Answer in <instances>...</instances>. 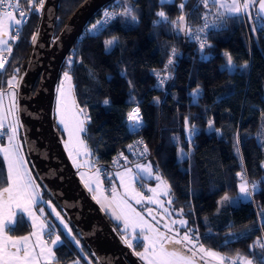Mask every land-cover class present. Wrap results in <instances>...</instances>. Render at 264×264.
Returning <instances> with one entry per match:
<instances>
[{"label":"trees","instance_id":"trees-1","mask_svg":"<svg viewBox=\"0 0 264 264\" xmlns=\"http://www.w3.org/2000/svg\"><path fill=\"white\" fill-rule=\"evenodd\" d=\"M87 1L60 0L55 38ZM20 2L27 4L29 0ZM127 7L133 9L137 23L120 15ZM37 8L38 1L0 73L3 88L8 87L16 69L28 68L34 51L32 37L37 36L43 14V9L37 12ZM106 9L117 13L116 20L98 33L82 31L68 55L73 64L68 67L65 60L60 71L71 75L76 101L90 117L83 138L95 165L106 178L115 171L117 157L134 160L133 144L142 140L147 153L140 160H150L164 178L174 208L188 220L193 238L198 235L196 242L219 253L225 264L233 260L264 264V148L258 143L264 132V79L254 75L256 53L260 51L264 56V25L258 23L261 19L254 23L252 47L243 21L237 16L228 18L221 29L206 34L207 42L201 50L200 40L191 35L204 21L203 0L164 4L161 0H114L97 12L89 24ZM161 11L166 19L157 15ZM113 38L116 43L106 50L105 42ZM172 49L176 50L174 57ZM227 56L237 66L233 72L222 71ZM169 59L173 60L171 65L167 63ZM37 87L38 84L34 92ZM196 92L199 96L194 103L190 94ZM106 99L108 105L104 104ZM136 107L144 124L132 131L128 114ZM209 121L217 131L209 130ZM193 126L198 134L189 141L186 127L190 130ZM180 150L192 151L189 158L181 161ZM240 172L245 174L250 190L253 182H260V190L251 202L241 199L236 206L218 203L224 195H239ZM6 177L0 156V191L8 185ZM38 182L44 192L43 200H52L93 257L82 234L39 179ZM105 183L110 184V180L106 178ZM49 224V232L61 237L62 246L54 248L57 262L86 264L62 226L56 221ZM111 225L119 234L118 227ZM27 232L29 225L21 221L12 233ZM141 247L137 245L136 249Z\"/></svg>","mask_w":264,"mask_h":264},{"label":"snow or ice","instance_id":"snow-or-ice-1","mask_svg":"<svg viewBox=\"0 0 264 264\" xmlns=\"http://www.w3.org/2000/svg\"><path fill=\"white\" fill-rule=\"evenodd\" d=\"M204 6L207 8L209 2L216 6L218 11L216 13V20L219 23H226L225 20L221 18L225 15L228 16L229 19L236 18L235 14L241 13L242 11L247 14V9L249 8V3L245 2L241 4L239 0H231V3L222 2V0H203ZM39 8L37 12H39L44 7V0H38ZM161 3H173V0H161ZM7 4L9 9L12 8V3L10 0H0V7ZM254 6V4H253ZM184 5L181 4L180 8L183 9ZM219 9H223V11H219ZM259 11L261 13V20L258 23L264 25V0H259ZM104 19L97 20L95 23L91 24L89 32L99 31L100 28L108 25L111 21L115 20L116 13L111 11L103 12ZM120 15L128 17L132 23H137L136 17L133 15V9L131 7L125 8V11ZM157 15L161 18L166 19V15L163 11L158 12ZM20 18H16L13 15L11 10L3 11L0 13V53L7 50L8 53H11L12 49L9 46V39H14V37L10 36V29L13 31H17L18 26L22 23H26L25 13L23 10L19 12ZM207 20V15L203 17ZM180 20L183 21V15L180 17ZM218 25L214 23L212 27H217ZM209 28V24L205 23L203 28L198 29L197 31L200 33L206 32ZM194 39H199L200 44L199 48L202 50L205 47L207 42V36L205 35L203 39L200 37H195ZM36 36L32 37V42L35 44ZM116 43L115 38L107 40L105 42L106 50L109 49ZM210 46V45H209ZM74 54V50H73ZM202 58H203V53ZM176 55V50L172 49V56ZM7 60L4 59L2 55H0V70L4 69ZM168 65L173 63L172 59L168 60ZM73 64V60L71 57L66 58V65L71 67ZM167 67V65H166ZM237 68L236 65L232 63L231 56H227V64L225 68L222 69L228 71H234ZM19 75V69L16 70L15 75L11 80H9L8 88H9V100L10 106L8 108V113L13 116V123L9 125L11 130V135L8 137V146L4 148H0V151L4 154V160L7 161V177L6 182L9 186L3 187L2 191H0V232H4L5 228L8 227L9 230L14 231L15 220L10 211L13 205L17 207H21L23 212L27 213L29 217H31L33 224L39 229V232L34 233L38 237V243L40 245V252H36V248L29 244L30 237L24 236L20 238L13 239L11 236L5 237V243L0 244V264H39V256H44V259L51 264L50 257L54 255L53 248L48 245L51 244L53 246H62L61 237L59 235H55L54 238H50V240L40 239V233H42L45 229V223L40 221L37 223L40 217L45 215V207H48L50 213H54L55 218L58 220L59 224L62 226V230H67L65 235L67 236L71 232V228H69V223H65L63 217L59 211L56 210L55 206L51 205L50 201H44L41 197V193L39 191V185L36 184L34 178L32 177L30 171L26 167V162L24 157L21 155L20 143H13L17 134V124L15 113L17 109V88L19 87L20 80L16 79V76ZM22 79V77L20 78ZM167 79V77L165 78ZM63 80L71 81L72 77L68 71L63 72ZM161 84L164 81H160ZM57 93H59V123L63 125L64 129L68 130L69 138L71 139L75 136L76 143L80 146V148H84V140L81 139L80 134L85 133L87 131L85 127V122H90V117H87L84 114L83 119H78L77 114H83V109L77 108V112L73 113L71 116L69 115L68 110V102L69 97L72 93V86L69 84L67 89L64 88L63 84H61L56 89ZM193 96V102L196 103V98L199 96V92L191 93ZM2 99V96H0ZM159 101L157 100V103ZM105 105L109 104V101L106 99L104 101ZM72 105L75 106V100H72ZM128 121H134L136 130L138 131L140 127H142V118L140 117V109L136 107L132 113L128 114ZM70 123L72 127H70ZM188 124V118H185V125ZM209 130L217 131L212 127V122L209 121ZM4 127L3 123L0 122V129ZM198 134V129L194 126L189 130L186 127V135L189 141L191 138ZM176 141V138H173ZM258 143L262 148H264V132H262L261 136L258 137ZM67 146V145H66ZM77 155L80 154V149H77ZM147 153V146L145 145L143 151H141L140 155H145ZM87 155V152H84ZM189 158V153L180 152L179 159L181 161ZM126 159V158H125ZM75 163V160H74ZM137 168L140 172L146 173L149 177L152 176V167L151 165H137ZM132 170L127 169L126 174H131ZM239 178V183L237 185L239 195L236 198H230L228 195H224L222 197V201L218 203L227 202L230 206H235L240 202L241 197L244 200L249 202L252 201V198L256 192L260 190L259 184L260 182H253L251 184V190L249 187V182L243 172L237 173ZM81 178H84V174L81 173ZM155 180L163 183L161 176L156 175ZM135 177L130 176L129 181L127 183L124 182V177L121 176V184L124 188L123 194H120L116 191L115 188L111 191V198L107 195L102 196V200L104 203L101 204L102 207H105L108 210H111V214L116 221H120L123 224V230L125 233H130V238L128 235L123 237L124 242L127 244L129 248H133V241H136L138 245L143 246V242L147 241V247H144V251L142 253H137L142 259L147 261V264H192L190 258L182 254L180 249L175 247L168 248L166 245L175 244L182 245L184 248H187L189 252H192L196 247L195 241L199 240L198 235L193 238L188 232H185L182 237H180L179 232H177L174 236L168 237L160 233L159 229L154 225L149 224L144 220L143 216L140 212H137L135 208L129 203V200H135L137 204H140L142 201L147 199V202L159 203L158 200L153 197H145L142 192L136 191L132 181ZM96 187H92L90 184L86 183L85 186L88 188L90 192L99 191V180L95 181ZM149 191L156 193L155 188L149 189ZM167 195L168 192L165 191L163 193ZM94 199H97L95 196ZM97 203H101V199H97ZM171 204V200L168 201ZM42 205L38 208L39 216L34 213L33 208L37 205ZM63 210V209H62ZM149 215L152 213V209H148ZM153 220L156 219L155 216L152 217ZM180 225L182 227H187L186 220H180ZM139 229V233L142 235V239H138L137 230ZM75 244H79L78 240H74ZM9 245L12 251H9ZM191 246V247H189ZM200 253H205L208 257H211L218 261V264H225V258L221 257L219 253L215 251H206L204 247L201 245L199 247ZM203 259V257H201ZM229 264H236V262L230 261ZM245 264H252L251 261H246Z\"/></svg>","mask_w":264,"mask_h":264},{"label":"water","instance_id":"water-1","mask_svg":"<svg viewBox=\"0 0 264 264\" xmlns=\"http://www.w3.org/2000/svg\"><path fill=\"white\" fill-rule=\"evenodd\" d=\"M113 1L88 0L55 40L60 0H46L33 55L18 90V116L27 154L38 179L82 234L91 253L102 264H141L75 178L51 127L62 65L89 20ZM256 12L261 19L259 1Z\"/></svg>","mask_w":264,"mask_h":264},{"label":"rangeland","instance_id":"rangeland-1","mask_svg":"<svg viewBox=\"0 0 264 264\" xmlns=\"http://www.w3.org/2000/svg\"><path fill=\"white\" fill-rule=\"evenodd\" d=\"M174 1L175 0H173V2ZM183 1L185 2L186 0H183ZM253 1L257 2L258 0H253ZM222 2L231 3V0H222ZM45 3H46V0H44V7H45ZM44 7H43V9H44ZM220 11H223V9H220ZM239 14L240 13H237V14H235V16L237 17V16H239ZM57 31H59V30H57ZM57 31H56V33H58ZM57 38H58V36L55 38V40ZM254 64H255L254 65V68H255L254 69V75L257 76L258 78L264 79V56L262 55V53L260 51L258 53H256V56L254 59ZM18 69H19V75L16 76V79L20 80V83H21L27 74L28 68L23 66L22 68H18ZM16 70H15V72H16ZM231 72H233V71H231ZM14 75H15V73H14ZM13 76H12V78H13ZM21 77H22V79H20ZM61 84H63L65 89H67L69 87V84H71V86H72V93L69 97V102H68L69 115L71 116L73 113L77 112V108H80V109H82V108L78 105L76 98L74 96V86H73L72 80L70 82L64 81L63 80V72L59 75V78L57 81V87H59ZM18 90H20V84H19ZM73 99L75 100V106L72 105ZM58 101H59V93H57V91H56L54 109H53V121L51 123V127H52V133L55 136L57 144L59 145L61 152H62L70 170L72 171L75 178L77 179V181L81 184V186L83 187V189L85 190V192L87 193L89 198L95 203L97 209L100 211V213L103 215V217L107 221H109L111 224H113L115 227H118L119 236L122 238V240L124 241L123 237L125 235H128L130 238V233L124 232L122 222L116 221L114 219V217L111 214V210H108L105 207L101 206V204L104 203V201L103 202L101 201V203H97V199H100L104 195H107L110 199L111 198V191L113 188H115L118 193L123 194L124 188L121 184V180H120L121 176L124 177L125 183H127L129 181L130 176L135 177V179L132 181V183H133L136 191L142 192L145 197H153L154 199L159 201V203L150 204L147 202V199H145L140 204H137L135 202V200H129V203L132 205V207L135 208V210L137 212L141 213V215L143 216L145 221H147L149 224L154 225L156 228L159 229L160 233H162L163 235L168 236V237L174 236L177 232H179L180 237H182L185 232H188L190 235L193 236V234H192L193 229L188 227V220L182 216L181 211H178L174 208V205L172 203V198L170 196V190H169L168 184L166 183L164 178L161 176V174L154 168V166L150 160H147V159H143V160L134 159V160H132L131 158H128V157H126V159L120 158L115 171L106 177L107 179L110 180V184H106L105 183L106 178H104L102 176L100 169L95 165L93 157H92V153L89 150L86 142L84 141L85 147L81 149L80 146L76 143L75 136H73L70 139L69 135H68V130L64 129L63 125H60ZM84 114H86V116L89 117L87 110L83 109V114H77V118L83 119ZM87 123H88V121L85 122V127H86ZM132 123L134 124V122H132ZM70 127H72L71 123H70ZM187 129H189V128H187ZM83 135H84V133L80 134V137L82 140H84ZM18 139H19V137L17 138V140ZM24 141H25V139H24ZM77 149H80L79 155H77V151H76ZM85 151L87 152V155L84 154ZM191 151L192 150H190L187 153L190 154ZM180 152H181V150L179 151V155H180ZM27 157H28V160H30L28 155H27ZM74 160H75V163H74ZM29 163H31V160L29 161ZM139 164H143L146 166L150 164L152 167V176L149 177L146 173L140 172L137 168V165H139ZM127 169L132 170L130 176H129V174H126ZM81 173L84 174L83 179L81 178ZM156 175L161 176V179L163 181L162 184L160 181L155 180L154 177ZM97 178L99 180V191L90 192L88 190V188L85 186V184L88 183L92 187L95 188L96 187L95 181L97 180ZM151 188L156 189L155 194L153 192L149 191V189H151ZM41 189H42V187H41ZM165 191L168 192L167 195L163 194ZM94 196L97 199H94L93 198ZM236 197H230V198L234 199ZM241 199H243V197H241ZM262 199H264V196H262ZM169 200H171V204L168 203ZM44 201H46V202L50 201L51 205L54 206V204L50 198H45ZM221 201H222V199H221ZM236 205H238V203ZM148 209H152L151 215H149ZM56 210L59 211L57 208H56ZM261 214H262L263 219H264V209L262 210ZM153 216L156 217L155 220L152 219ZM45 217H47L49 223H52L53 221L58 222V220L55 218L54 213H50V210L48 207H45ZM61 217H63L65 223H69V221L64 216L61 215ZM180 220H186L187 221V227H182L179 223ZM69 228H71V232L67 235V237L74 244V246L77 248L78 253L81 254L87 260L86 264H102V262L97 258V256H93V257L89 256L86 249L83 247V242L78 237H76V235L74 234L70 223H69ZM63 231L65 233L67 230H63ZM137 235H138V239H142V235L139 233V229L137 230ZM74 240H78L79 244L78 245L75 244ZM84 241L86 242L85 239H84ZM86 244H87V242H86ZM137 245H138L137 242L133 241V248H129L128 246H127V248L135 254L136 258L141 262V264H147L146 260L142 259L139 255H137V253H142L144 251V247H147V241L143 242V246L139 250L136 249ZM166 246L168 248L175 247L177 249H180L182 254H184L185 256H187L188 258L191 259L192 264H208V263L217 264L218 263V261H216L215 259H213L211 257H208L205 253L199 252V247L201 245L197 246L198 248L195 247V249H193L192 252H189L187 250V248H184L182 245L168 244ZM51 247H55V246L51 245ZM189 247H191V246H189ZM204 249L206 250L205 247H204ZM201 257H203V259H201ZM245 262L246 261H242L241 264H245ZM70 264H78V261H75L74 263H70Z\"/></svg>","mask_w":264,"mask_h":264},{"label":"crops","instance_id":"crops-1","mask_svg":"<svg viewBox=\"0 0 264 264\" xmlns=\"http://www.w3.org/2000/svg\"><path fill=\"white\" fill-rule=\"evenodd\" d=\"M19 1L20 0H10V2L12 3L13 7H15L18 4ZM248 1L249 2H254L253 0H248ZM254 3L256 4V2H254ZM3 11H9V9L7 7H5V6H2V7H0V13H2ZM12 12H13V15L16 18H20V16L17 13H15L14 11H12ZM21 28H22V25L18 26L19 30ZM16 32L17 31H13V30L10 29V36L13 37ZM9 46L11 47V49H13V46H14L13 39H9ZM9 54L10 53H8L6 49L2 53H0V55H2L4 57V59H6ZM5 67H6V64L4 66V69L0 70V73H2L5 70ZM8 93H9V88L8 87L3 88L2 85H0V96H2V99H0V122H2L3 125H4V127L2 129H0V132L8 126L9 122L10 123L14 122L13 121V116L10 117V114L8 113V108L10 106V100H9ZM17 109H18V88H17ZM134 109L132 111H134ZM15 117H16V120L18 121V124H17L16 138H15L13 143H20L21 144V149H20L21 155L24 157V160L26 162V167L30 171V173H31L32 177L34 178L36 184L39 185V191H40L41 197L43 199V197H44L43 189H41V187H40V184L38 182L36 173L33 170L32 164L29 163L30 160H28V157H27L28 154H27L26 149L24 147V141L22 139V133H21L22 129H21V124H20V119H19V116H18V110L15 113ZM143 124H144V121L142 122V126H143ZM134 125H135V123L133 124L131 121H129L130 129L132 131H137ZM18 137H19V139L17 140ZM7 146H8V138H5L4 144L0 143V148H4V147H7ZM0 156L3 158L4 164H5V167H6V172H7V161L4 160V154H3L2 151H0ZM7 186H9V185H7ZM100 199L103 202L102 197ZM224 203L227 204V202H224ZM0 204H2V201H0ZM39 207H40V204H37L33 208V211H34V213H36L37 216H39V212H38V208ZM10 211H11V213L13 215L14 220H15L14 230H15V228L17 226H19L21 221H24V222L27 223V225H29V232H27L26 234L16 235V234L12 233L13 232L12 230H9V228L6 227L4 232H0V244L5 243V237L6 236H11V237H13V239L24 237V236H29L30 237L29 244L34 246L36 248V252L39 253L40 252V245L38 243V237L36 235H34V233L39 232V229L33 224L31 217H29L27 215V213L23 212L21 207H17L15 205H13L11 207ZM40 221H43L45 223V229H44V231L42 233H40V237L39 238L43 239V240H46V241L50 240V238H53L55 235L53 234V232H49L51 230V227H50V224L48 222V219L44 215V216L39 218L37 223H39ZM194 242L196 243V247L199 246V244L195 240H194ZM48 246L51 247V244H49ZM52 248H53L54 255L49 258L50 261H51V264H59L57 262V256H56L55 250H54L55 247H52ZM12 250L13 249H11V247L9 245V251H12ZM206 251H211V250H207L206 249ZM38 258H39V264H48V262L44 259V256H39ZM208 264H210V263H208ZM236 264H237V262H236ZM238 264H241V263L238 262Z\"/></svg>","mask_w":264,"mask_h":264},{"label":"built area","instance_id":"built-area-1","mask_svg":"<svg viewBox=\"0 0 264 264\" xmlns=\"http://www.w3.org/2000/svg\"><path fill=\"white\" fill-rule=\"evenodd\" d=\"M37 1H38V0H29V2H28L27 4H22V3L19 1L18 4H17L15 7L12 6L11 9H9V8L7 7V4H5L4 6L7 7L9 10L14 11V12L17 13L18 15H19L20 10H23V11H24V13H25V18H26V23H22V24H21L22 27H23V26L26 25V24L29 22V20L31 19V17H32V15H33V13H34V11H35V9H36ZM239 1L241 2V4H243V3H245V2L249 3V8L247 9V14H245V13L242 11V12L239 14L238 17H240V18L242 19V21H243L244 27H245L246 32H247V36H248V41H249L250 47H252V42H253V41H252V34H253V29H254V23L257 22V21L259 20V16H258V14H257V12H256V6H255V3H254V2H249L248 0H239ZM253 4H254V6H253ZM104 11L115 12V11H113V10H111V9H106V10H104ZM104 11H103V12H104ZM217 11H218L217 8H214L213 6H211V5L208 4V7L206 8V13H205V14L207 15V20L204 19L203 23H202L200 26H198L197 30L200 29V28H203L204 25H205V23H208V24H209V28H208V29L206 30V32H204V33H200V32H198L197 30H195V31L192 33V35H191V36H192V37H191L192 39H194V38L197 37V36L200 37V39H203V37H204L206 34H209V33L213 32V31H217V30H219V29L222 28V25H223L224 23H219V22L216 20V13H217ZM103 12H102V14H103ZM115 13H116V12H115ZM102 14H101L99 17H97L92 23L88 24V25L84 28V30H83L84 34H93V33H98V32H100V31H102L103 29L109 27V26H110V25L116 20V18H117V16H118V15H116L115 20L111 21L108 25H106V26L100 28L99 31H92V32L90 33V32H89V29H90L91 24L95 23L98 19L101 20V21L104 19V17H103ZM116 14H117V13H116ZM221 19L226 21V20L228 19V17H227V16H226V17H222ZM214 23H216L218 26H217V27H212V25H213ZM21 29H22V28H21ZM21 29L18 31V33L16 32V33L14 34V36H13V37H14V39H13V44H14V45H15V44L18 42V40H19V36H20V33H21ZM195 40H199V39H195ZM9 56H10V54H9V55L7 56V58H6L7 62H8V60H9ZM6 64H7V63H6ZM10 117H12L11 114H10ZM10 124H11V123L9 122L8 126L0 132V143H1V144H4V140H5V138H8L9 135H11V130H10V128H9V125H10ZM143 148H144V144H143L142 140H138V141L135 142V144H133V148H132L131 151H132V155H133L134 159H141V158H144L145 155H140L141 151H143ZM119 160H120V157H117V158H116V161H115V167H117V164H118V161H119ZM102 176H103V175H102ZM78 264H81V262H78Z\"/></svg>","mask_w":264,"mask_h":264}]
</instances>
